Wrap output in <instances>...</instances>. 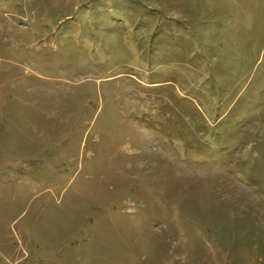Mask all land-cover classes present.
<instances>
[{
    "label": "rangeland",
    "instance_id": "374dc122",
    "mask_svg": "<svg viewBox=\"0 0 264 264\" xmlns=\"http://www.w3.org/2000/svg\"><path fill=\"white\" fill-rule=\"evenodd\" d=\"M0 264H264V0H0Z\"/></svg>",
    "mask_w": 264,
    "mask_h": 264
}]
</instances>
